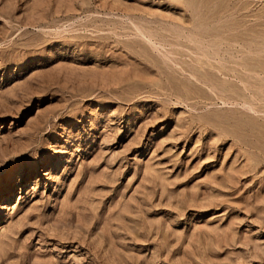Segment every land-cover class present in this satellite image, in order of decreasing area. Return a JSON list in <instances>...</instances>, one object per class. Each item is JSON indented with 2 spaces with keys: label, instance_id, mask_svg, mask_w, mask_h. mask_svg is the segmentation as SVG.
I'll return each instance as SVG.
<instances>
[{
  "label": "rangeland",
  "instance_id": "374dc122",
  "mask_svg": "<svg viewBox=\"0 0 264 264\" xmlns=\"http://www.w3.org/2000/svg\"><path fill=\"white\" fill-rule=\"evenodd\" d=\"M0 264H264V0H0Z\"/></svg>",
  "mask_w": 264,
  "mask_h": 264
}]
</instances>
